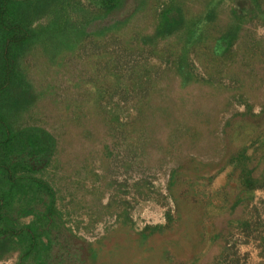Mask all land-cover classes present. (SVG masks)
<instances>
[{"label":"trees","instance_id":"1","mask_svg":"<svg viewBox=\"0 0 264 264\" xmlns=\"http://www.w3.org/2000/svg\"><path fill=\"white\" fill-rule=\"evenodd\" d=\"M129 2L0 0V263L78 261L72 257L71 249L61 254L60 236L69 230L74 232L67 228L72 212L65 210L59 184L67 168L71 174L95 173L88 162L78 166L76 162L59 161L63 154L59 136L68 129L65 121L69 119L76 124L81 121V133L88 140L91 135L84 121L89 114L82 109L74 115L78 118H70L68 113L55 111L45 99L44 86L38 89L30 77L28 62L38 56L53 59L61 48L73 42L81 43V48L86 42L96 48L107 47V38L114 33L122 35V29L128 26L119 14L131 7ZM133 2L130 4L135 5V13L126 19L134 21L139 12L148 11L145 15L149 16L148 32L136 34L137 45L127 48L124 45L123 52L136 49L145 52L149 48L154 55L152 60L159 61V65L153 64V69L166 67L160 77L145 69V78L156 89L147 110L156 108L161 120L169 113L188 114L191 120L187 124L194 123L197 132L191 138L192 143L191 139L185 140L186 132L182 134V145L173 151L183 154L184 145L196 144L199 149L198 142L211 146V139L220 141L222 153L229 157L232 174L238 176L241 189L247 193L264 190V34L258 33L264 30V0ZM235 3L241 7L237 8ZM161 44H165V51L158 50ZM97 53L106 54V49H97ZM196 60L204 67L203 75L197 73ZM130 75L131 82L135 81L133 77L143 80L134 71ZM115 85L129 91L123 75ZM95 103L100 104L101 110V102ZM257 106L259 112L255 110ZM145 109L141 105L136 109L137 115ZM224 112H231L230 118H220ZM102 116L106 125L118 123L111 112ZM174 121L172 117L171 122ZM53 126L58 129L57 134L51 132ZM230 145L235 149L230 150ZM104 153L109 155L108 148ZM72 193L74 197L75 191ZM113 203L110 201L105 209L111 211L115 208ZM243 204L238 201L234 207ZM171 218L168 212L167 220ZM249 223L242 222L245 233L252 231L253 220ZM156 228L161 226H147L145 231ZM224 242L222 238L216 242V248H212L215 253L211 252L213 259L206 261L207 256L203 264H214L220 253L230 251Z\"/></svg>","mask_w":264,"mask_h":264},{"label":"rangeland","instance_id":"2","mask_svg":"<svg viewBox=\"0 0 264 264\" xmlns=\"http://www.w3.org/2000/svg\"><path fill=\"white\" fill-rule=\"evenodd\" d=\"M130 2L131 7L126 5L128 9L119 14L128 26L122 35L109 36L107 47L96 48L86 42L81 48V43L73 42L53 59L38 56L28 62L30 77L38 89L44 86L45 99L55 111L68 113L70 118H76L82 109L89 114L84 121L91 135L88 140L81 133V121L76 124L66 117L68 129L59 136L63 150L59 161L78 166L88 162L95 173L88 176L83 171L78 175L63 170L59 186L65 210L72 212L67 228L75 234L68 229L60 236L61 254L71 249L76 264H203L207 256L206 261L213 259L211 252L215 253L216 242L222 238L230 251L220 253L214 264H264V190L247 193L241 189L220 141L211 139V146L198 142L199 149L196 144L184 145L183 154L173 151L182 145L185 132V140L196 137L194 123L187 124L191 120L188 114L169 113L161 120L156 108L147 110L156 89L145 78V69L160 77L166 67L153 69L159 61L152 60L149 48L123 52L125 46L137 45L136 34L148 32V11L142 10L134 21H127L126 17L135 13ZM258 33L264 34V30ZM164 46L158 50L165 51ZM97 49H106V54L98 55ZM194 65L203 75L204 67L197 60ZM133 71L143 80L133 77L131 82ZM120 75L126 77L129 91L116 87ZM141 105L146 109L137 115ZM255 110L259 112L260 107ZM110 112L119 124L106 125L102 115ZM230 114L224 112L220 118H230ZM262 124L264 127V121ZM54 127L51 132L57 134ZM107 148L109 155L104 153ZM186 154L188 159L179 163ZM110 201L117 212L105 209ZM238 201L244 204L234 207ZM245 220H253L252 231L247 233L242 226ZM147 226L161 228L145 231ZM68 264L74 263L70 259Z\"/></svg>","mask_w":264,"mask_h":264}]
</instances>
